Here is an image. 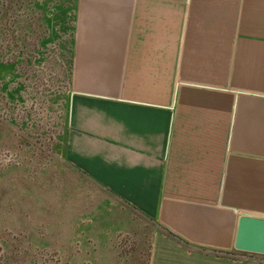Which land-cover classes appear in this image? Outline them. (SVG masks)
Returning a JSON list of instances; mask_svg holds the SVG:
<instances>
[{
	"label": "crops",
	"instance_id": "1",
	"mask_svg": "<svg viewBox=\"0 0 264 264\" xmlns=\"http://www.w3.org/2000/svg\"><path fill=\"white\" fill-rule=\"evenodd\" d=\"M63 158L153 227L144 264H264V0H74Z\"/></svg>",
	"mask_w": 264,
	"mask_h": 264
},
{
	"label": "rangeland",
	"instance_id": "2",
	"mask_svg": "<svg viewBox=\"0 0 264 264\" xmlns=\"http://www.w3.org/2000/svg\"><path fill=\"white\" fill-rule=\"evenodd\" d=\"M73 4L0 0V264L148 255L154 226L63 158Z\"/></svg>",
	"mask_w": 264,
	"mask_h": 264
},
{
	"label": "water",
	"instance_id": "3",
	"mask_svg": "<svg viewBox=\"0 0 264 264\" xmlns=\"http://www.w3.org/2000/svg\"><path fill=\"white\" fill-rule=\"evenodd\" d=\"M234 249L264 256V217L240 215Z\"/></svg>",
	"mask_w": 264,
	"mask_h": 264
}]
</instances>
